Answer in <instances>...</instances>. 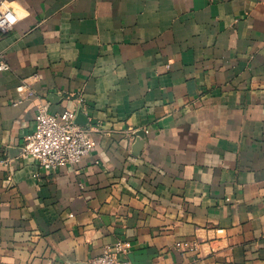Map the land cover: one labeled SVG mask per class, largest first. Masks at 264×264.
Masks as SVG:
<instances>
[{
  "label": "crops",
  "instance_id": "1",
  "mask_svg": "<svg viewBox=\"0 0 264 264\" xmlns=\"http://www.w3.org/2000/svg\"><path fill=\"white\" fill-rule=\"evenodd\" d=\"M4 11L0 264H91L119 240L133 264H264V0ZM38 106L81 110L92 152L55 173L24 157Z\"/></svg>",
  "mask_w": 264,
  "mask_h": 264
},
{
  "label": "built area",
  "instance_id": "2",
  "mask_svg": "<svg viewBox=\"0 0 264 264\" xmlns=\"http://www.w3.org/2000/svg\"><path fill=\"white\" fill-rule=\"evenodd\" d=\"M6 0H0V31L7 32L14 27L4 11ZM6 63L0 64V71L7 70ZM23 93L25 87L18 88ZM77 111L66 109L61 113L49 112L38 106L35 129L25 137L22 146L23 156L34 159L38 166L48 173H55L68 166L75 165L88 156L96 142L93 128H85L75 123ZM188 247V244H178ZM132 243L119 240L105 248L102 255L94 258L91 264H133L128 255L132 251Z\"/></svg>",
  "mask_w": 264,
  "mask_h": 264
},
{
  "label": "water",
  "instance_id": "3",
  "mask_svg": "<svg viewBox=\"0 0 264 264\" xmlns=\"http://www.w3.org/2000/svg\"><path fill=\"white\" fill-rule=\"evenodd\" d=\"M81 114V110L77 112V116H76V120H75V123L77 125H80L82 127H85V128H89V124H80L78 122V118H79V115ZM137 136H138V139H137V142L135 144V146L133 147V154L134 155H139L140 151H141V148L143 147V144H144V139H145V134L143 131H140L137 133ZM22 151V149L20 150Z\"/></svg>",
  "mask_w": 264,
  "mask_h": 264
},
{
  "label": "clouds",
  "instance_id": "4",
  "mask_svg": "<svg viewBox=\"0 0 264 264\" xmlns=\"http://www.w3.org/2000/svg\"><path fill=\"white\" fill-rule=\"evenodd\" d=\"M9 19L11 20V19H12V17H9ZM0 26H2V25H0Z\"/></svg>",
  "mask_w": 264,
  "mask_h": 264
}]
</instances>
